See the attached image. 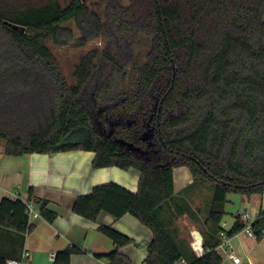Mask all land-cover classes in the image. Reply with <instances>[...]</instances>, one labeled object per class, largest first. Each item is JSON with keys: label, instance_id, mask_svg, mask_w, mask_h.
I'll use <instances>...</instances> for the list:
<instances>
[{"label": "trees", "instance_id": "1", "mask_svg": "<svg viewBox=\"0 0 264 264\" xmlns=\"http://www.w3.org/2000/svg\"><path fill=\"white\" fill-rule=\"evenodd\" d=\"M68 22L81 42L104 40L82 58L75 85L50 47L73 42ZM141 32L152 35V47L135 65ZM0 146L8 156L90 150L95 168L138 169L137 192L101 184L73 211L92 221L103 211L134 215L153 232L145 264H222L220 233L232 237L248 225L237 214L230 229L223 226L228 193L264 192V0H107L103 18L84 0H0ZM180 166L193 182L177 193ZM195 188L210 192L203 215L188 196ZM27 202L56 219L31 189L27 201L0 197V227L31 232ZM182 223L200 231L203 254ZM250 225L264 238V207ZM99 229L115 246L99 257L134 264L120 251L134 239ZM80 253L69 245L53 264ZM7 260L0 255V264Z\"/></svg>", "mask_w": 264, "mask_h": 264}, {"label": "crops", "instance_id": "2", "mask_svg": "<svg viewBox=\"0 0 264 264\" xmlns=\"http://www.w3.org/2000/svg\"><path fill=\"white\" fill-rule=\"evenodd\" d=\"M94 157V151L82 149L8 156L0 146V197L27 201L33 189V195L48 201V208L57 214L53 222L41 215L34 218L31 223L35 228L25 236L0 227L1 256L19 259L28 251L25 264H53L51 254L76 245L82 248L83 253L74 254L71 264H109L106 258L99 257L115 248L113 241L99 229L108 225L134 239V243L123 246L120 251L134 264H145L147 245L153 238V232L134 215L115 218L103 211L97 220L92 221L73 211L74 202L79 196L90 193L101 184L115 182L132 192L138 191L141 176L138 169L117 166L95 168ZM174 180L176 192L181 193L193 182V176L186 166H180L174 170ZM206 193L199 188L188 192L201 215L205 213L210 197ZM263 206L264 195L228 193L225 212L232 214L233 218L227 223L224 217L223 226L230 229L235 216L244 211L249 213L247 221L251 224ZM229 245L230 248L225 246L218 249L223 257L222 264H235L227 255L229 250L241 257L242 264H264V238L257 239L243 229L230 237Z\"/></svg>", "mask_w": 264, "mask_h": 264}, {"label": "rangeland", "instance_id": "3", "mask_svg": "<svg viewBox=\"0 0 264 264\" xmlns=\"http://www.w3.org/2000/svg\"><path fill=\"white\" fill-rule=\"evenodd\" d=\"M90 8L96 10L98 14L103 18L105 15L106 7H107V0H84ZM120 5L127 6L130 4V0H118ZM74 33V40L72 43L66 46H56L54 44H50L51 50L58 62V65L63 72L64 76L67 78L68 83L70 85H75L77 83L75 77V70L80 64L82 58L92 50H102L104 47V40L103 39H93L86 42H81L80 38L82 37L81 31L77 28L74 22H68L67 24ZM153 37L151 34L141 32L138 34L137 39L134 43V53H133V62L135 65H142L146 62L147 55L152 47ZM132 73V66L130 65L128 68V75ZM128 83V79L126 81ZM127 85V84H126ZM127 88V86H126ZM144 138L148 139L149 134L145 133L143 136ZM208 197L210 196V192L206 193ZM253 195H259L263 197V193H255ZM252 196V195H251ZM233 218L232 214L225 215V221H231ZM184 227H182V235L185 238H189L191 241L193 240L192 237V230H197L190 228L187 229L186 223Z\"/></svg>", "mask_w": 264, "mask_h": 264}, {"label": "built area", "instance_id": "4", "mask_svg": "<svg viewBox=\"0 0 264 264\" xmlns=\"http://www.w3.org/2000/svg\"><path fill=\"white\" fill-rule=\"evenodd\" d=\"M27 212L29 215V222H32V220L34 218L39 217L41 215L39 210L36 208V206L33 202H27ZM241 215H242L243 219H245L246 221L248 220L249 213L247 211L242 212ZM245 229L250 236L256 237L252 231V228H251V225L249 222H248V225ZM195 231H197V230L191 231L192 237H193V240L191 241V245H192L193 249L195 250V252L198 255H201L202 254L203 238H201V233L198 231L200 234V239H199L198 235L195 234ZM220 235H221L223 241L217 249H223L225 246L230 248L231 247V245H229L230 237L227 236L225 231H222L220 233ZM227 255L235 264H242L243 261H242L241 257L238 256L233 250H229ZM28 257H29V252L25 251L23 253L22 257L19 259H8L7 264H25ZM55 259H56V254H54V253L51 254V260L55 261ZM249 264H251V262H249Z\"/></svg>", "mask_w": 264, "mask_h": 264}, {"label": "water", "instance_id": "5", "mask_svg": "<svg viewBox=\"0 0 264 264\" xmlns=\"http://www.w3.org/2000/svg\"><path fill=\"white\" fill-rule=\"evenodd\" d=\"M201 238H202V235H201Z\"/></svg>", "mask_w": 264, "mask_h": 264}]
</instances>
